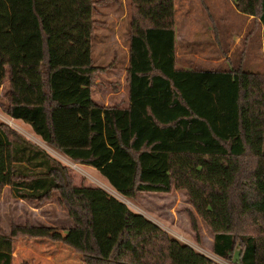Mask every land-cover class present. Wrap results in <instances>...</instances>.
Instances as JSON below:
<instances>
[{
    "label": "trees",
    "instance_id": "1",
    "mask_svg": "<svg viewBox=\"0 0 264 264\" xmlns=\"http://www.w3.org/2000/svg\"><path fill=\"white\" fill-rule=\"evenodd\" d=\"M175 0H128V105L93 99L96 18L115 0H0V110L70 162L92 167L120 196L181 192L212 235V254L264 264V74L176 67ZM122 5V4H121ZM263 27L264 0H234ZM264 49V45H263ZM55 203L71 220L11 226L0 264L17 239L72 248L83 264H219L172 238L103 189L74 185L70 169L0 124V194ZM19 264H31L21 262Z\"/></svg>",
    "mask_w": 264,
    "mask_h": 264
},
{
    "label": "rangeland",
    "instance_id": "2",
    "mask_svg": "<svg viewBox=\"0 0 264 264\" xmlns=\"http://www.w3.org/2000/svg\"><path fill=\"white\" fill-rule=\"evenodd\" d=\"M116 1L117 3L102 8L101 13L96 16L105 25L95 29L92 42L93 64L98 67L111 66L105 73L96 76L97 86L93 91V99L102 105L126 106L128 99L124 77L128 61L126 36L130 12L128 0ZM174 9L176 31L181 25L189 31L181 42H176V51L183 56L176 61L177 68L227 70L241 67L247 72L264 74L263 27L258 21H248L249 16L237 11L234 0H175ZM216 31L219 35L215 37ZM232 41L234 49L225 64L215 67L211 62L204 61H212L215 55H225ZM186 60L187 63H181ZM0 124L15 130L67 166L73 176L74 185L101 188L111 197L124 202L132 211L158 225L170 237L191 246L219 264H235L233 260L227 262L212 254V235L201 221H198V232L192 231L189 215L193 210L183 193L141 194L135 200H128L117 194L97 170L70 162L58 151L42 143L28 125L7 118L1 110ZM48 204L37 205L15 199L9 188H3L0 194V235H7L11 226L18 228L25 224L32 227H51L63 235L62 231L65 232L72 225L71 220L58 205L54 203L48 207ZM41 206L40 215L34 213V209ZM28 240L22 238L13 242L14 253L18 242L25 244L17 249L22 255H12L15 264H19L21 259L31 264H47L45 255L50 253L57 257H67L69 264H81L78 254L61 242L48 239ZM57 262L60 264V259Z\"/></svg>",
    "mask_w": 264,
    "mask_h": 264
},
{
    "label": "crops",
    "instance_id": "3",
    "mask_svg": "<svg viewBox=\"0 0 264 264\" xmlns=\"http://www.w3.org/2000/svg\"><path fill=\"white\" fill-rule=\"evenodd\" d=\"M175 2V1H174ZM252 21V19L249 17V19H248V21ZM189 31H188V29L187 28H183V25H181V27H179V29H178V31H176V23H175V37H176V42L177 43H179V42H181L182 40H183V38H185L186 36H187V33H188ZM217 35H219V33L216 31V32H214V36L216 37ZM234 41V40H233ZM233 41H232V43H231V45H230V47L228 48V51H227V53L225 54V55H222V56H217V55H215V57H213L212 58V61H209V60H204V61H206V62H211V64L212 65H215V67L216 66H219V65H221V64H225L227 61H228V59H229V57H231V55H232V50L234 49V43H233ZM183 56L182 55H180L179 54V52L178 51H176V61L178 60V59H180V58H182ZM195 58L196 59H200L199 57H197V56H195ZM264 58V57H263ZM187 61L188 60H186V61H184V62H182L181 61V63H187ZM181 69H183V68H181ZM106 105V104H105ZM53 204L54 203H49L47 206L48 207H50V206H53ZM46 206V205H45ZM40 209H42V206L41 207H36V209H34V213H41V211H40ZM40 213H39V215H40ZM50 213V212H49ZM45 215H48V214H46V212H45ZM40 217V216H39ZM49 217V216H48ZM70 227H71V225H70ZM70 227H68L67 228V230L70 228ZM56 231V230H55ZM57 232V231H56ZM58 233V232H57ZM62 233H63V235H61L60 233V235L62 236V237H65V235L67 234V232L65 231V232H63L62 231ZM26 241H29L28 239H25ZM15 243V242H14ZM14 245V244H13ZM21 245V243L20 242H18V247ZM23 245H25V244H23L22 243V245L21 246H23ZM18 247L16 248V251H15V253H17L18 254V256L19 255H22L21 254V251H19L18 252ZM15 253L13 252L12 253V255L13 256H15ZM55 254V253H54ZM77 254V253H76ZM46 257V261H47V264H58V259H60V261H61V263L60 264H69V262H68V258L67 257H61V256H59V257H57V255L55 256V255H52V253H50V254H47V255H45ZM78 257H80V259H81V256L78 254ZM12 259H13V257H12ZM19 262V261H18ZM21 262H24L22 259H21V261L19 262V263H21ZM17 264V263H16ZM81 264H83L82 263V259H81Z\"/></svg>",
    "mask_w": 264,
    "mask_h": 264
},
{
    "label": "water",
    "instance_id": "4",
    "mask_svg": "<svg viewBox=\"0 0 264 264\" xmlns=\"http://www.w3.org/2000/svg\"><path fill=\"white\" fill-rule=\"evenodd\" d=\"M120 201V200H119ZM122 202V201H121ZM122 203H124V202H122ZM125 204V203H124Z\"/></svg>",
    "mask_w": 264,
    "mask_h": 264
}]
</instances>
